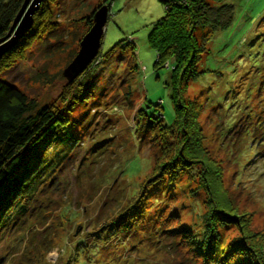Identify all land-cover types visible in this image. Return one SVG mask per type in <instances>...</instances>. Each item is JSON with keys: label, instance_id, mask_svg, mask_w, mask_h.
<instances>
[{"label": "rangeland", "instance_id": "obj_1", "mask_svg": "<svg viewBox=\"0 0 264 264\" xmlns=\"http://www.w3.org/2000/svg\"><path fill=\"white\" fill-rule=\"evenodd\" d=\"M227 1L235 5L233 25L210 31L213 36L198 29L205 49L196 67L200 75L184 82L177 102L167 86L168 64L155 67L157 53L148 42L166 14L161 0L42 1L33 14L35 22L43 12L42 35L0 79L27 92L40 107L66 108L77 141L60 139L44 152L50 163L38 174L35 194L0 231V264H201L191 261L181 234L170 232L197 228L198 216L209 217V192L196 175L203 168L219 171L217 192L224 197L226 188L238 199L258 234L256 244L264 248V137L249 127V115L257 118L264 107V0ZM103 7L109 12L100 50L104 57L69 82L64 71ZM48 74L53 76L49 82ZM79 77V88L63 102L62 90ZM182 105L191 108L187 122L196 124L195 131L188 129L192 141H185ZM162 120L170 125L166 133ZM56 134L62 138L65 131L54 129L45 141ZM196 147L199 164L175 160V175L195 170L192 178L180 172L172 177L177 195L165 187L162 194L153 192L155 181L140 189L152 180L158 160ZM218 228L222 254L239 234L233 226Z\"/></svg>", "mask_w": 264, "mask_h": 264}, {"label": "trees", "instance_id": "obj_2", "mask_svg": "<svg viewBox=\"0 0 264 264\" xmlns=\"http://www.w3.org/2000/svg\"><path fill=\"white\" fill-rule=\"evenodd\" d=\"M51 1L55 2V0ZM161 1L166 7V14L163 19L153 26L148 36V42L150 47L157 53L155 67L163 68L168 64L170 77L167 86L173 99L177 98L180 100L184 82L196 75H200L196 67L205 49H202L198 43L196 36L198 29L206 31L207 36H213L214 33L230 29L235 18V5L227 0ZM24 3L25 0H0V39L8 34ZM41 15H43V12L35 16L33 27L26 36L0 60V74L6 72L16 62L24 60L25 53L33 47L35 39L37 40V37L40 38L42 35L41 29H43V16L41 17ZM92 18L93 15L92 17L90 16V19H87L88 23L92 22ZM131 43L134 45L132 41ZM117 47L121 48V46ZM128 47L130 46L127 45L124 49ZM133 50L136 53V49L134 48ZM131 52L133 53V51ZM111 53L113 52H109L106 55L107 59L110 58ZM101 57H104V54L99 52V55L91 66L98 65ZM36 79L37 81H44V76L43 79L36 76ZM51 79H53V76L48 74L46 80L49 82ZM79 79L81 77L62 90L60 98L63 102L68 97H71L73 91L75 93L77 88H79L77 86ZM37 104L40 107L39 103L32 99L27 92L0 79V231L6 227V222L14 210L18 208L17 212L23 210L26 206L27 198L29 199L32 197V194H35L40 179L38 174L50 163L48 156H43L48 146L57 143L60 139L64 141H77L71 133V128H69L70 116H67L64 112L66 108L45 105L36 109ZM141 108L140 112L143 116L147 117L145 108ZM176 108L180 109L177 103ZM182 108H184L186 115L183 114L185 121L182 124V128H184L183 133H186L185 141H192V133L188 129L195 131L192 125L196 126V124L192 121L191 123L187 122L188 112L191 111V108L188 105H182ZM155 115H157L156 112ZM256 115L258 116L257 118L255 115H249L252 118L249 122V125H251L249 127L252 131V128L257 130V133L260 131L262 133L261 138H263L264 107L257 111ZM161 125L164 126L162 132L166 133V129H169L170 125L163 124V120L161 121ZM245 127L247 129L248 125ZM54 129L56 131H65V136L60 138V134H56L54 138L50 137L48 141H45L46 137L48 138V134ZM148 131L150 133L152 129L149 128ZM196 131H200V127L196 128ZM239 133L237 136L242 138L241 132ZM248 133L246 132V134ZM227 134L229 132L225 131L223 133V135ZM243 139L241 146L245 142V137ZM197 142L200 146L201 142L199 139ZM43 143L45 144L44 146L41 145ZM192 145L196 146L195 144ZM39 147L41 152L38 150ZM185 150L182 151L181 148L177 149L170 153V158L166 157V159L162 158V160H158L152 180L150 179L147 183H145L146 181L142 183L140 189L143 188L145 190L144 187L146 185L151 183V181H155L157 185L152 188L153 192L157 190L158 194H162L160 189L165 187L168 189V192L174 191V193L171 192V195H177L178 188L176 191L174 190L176 182H172L174 180H172V177H176L180 172L188 174L192 178V174L194 175L195 171L192 172L191 167L189 171H179L175 175V172L179 169L178 166L176 167L177 161L182 158V160L186 159L191 163L199 164L201 162L198 157L200 153L198 148L192 153L187 152V149ZM172 173L173 176L171 175ZM196 175L206 184L207 191L209 192L208 205L212 211L209 217L200 216L199 218L198 216V221L196 222L197 228L192 227L190 229V227L183 226L186 228L170 232L177 235L181 234L183 246L189 251L191 261L195 263L197 260L201 264H264V248L256 244L258 234L251 229L252 224L246 218L248 213L241 209L236 197H229L231 195L226 188L222 193L224 197L217 192L215 184L218 183L220 185L218 182L221 176L219 171L214 172L208 168H203ZM140 198L141 195H137V199ZM228 200L229 202H227ZM176 204L177 208L182 207H178V202ZM132 210L135 211V208H132ZM187 214L189 215V213ZM125 218L126 220L129 219V214H126ZM219 225L236 227L239 234L231 243L228 249L230 251L228 252L227 250L222 254L219 251L221 250V235L218 232ZM125 226L127 228L132 227L129 223Z\"/></svg>", "mask_w": 264, "mask_h": 264}, {"label": "water", "instance_id": "obj_3", "mask_svg": "<svg viewBox=\"0 0 264 264\" xmlns=\"http://www.w3.org/2000/svg\"><path fill=\"white\" fill-rule=\"evenodd\" d=\"M42 1L43 0H25L10 32L4 38L0 39V60L12 47L21 41L26 36L27 31L32 28L34 24L33 14L38 10ZM107 21L108 9L107 7H103L95 14L94 25L81 42V50L78 56L64 71L63 75L69 79V82L73 81L81 74L99 55ZM16 28L17 31L15 32ZM12 33L14 34L12 35Z\"/></svg>", "mask_w": 264, "mask_h": 264}, {"label": "bare ground", "instance_id": "obj_4", "mask_svg": "<svg viewBox=\"0 0 264 264\" xmlns=\"http://www.w3.org/2000/svg\"><path fill=\"white\" fill-rule=\"evenodd\" d=\"M108 14H109V12H108ZM109 16V15H108ZM108 22V21H107ZM104 30H105V28H104Z\"/></svg>", "mask_w": 264, "mask_h": 264}]
</instances>
